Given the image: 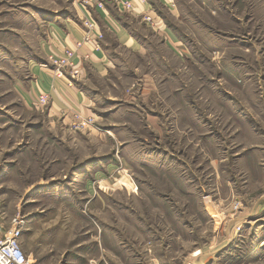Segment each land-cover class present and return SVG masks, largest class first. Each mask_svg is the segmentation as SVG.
I'll return each instance as SVG.
<instances>
[{
    "label": "rangeland",
    "instance_id": "374dc122",
    "mask_svg": "<svg viewBox=\"0 0 264 264\" xmlns=\"http://www.w3.org/2000/svg\"><path fill=\"white\" fill-rule=\"evenodd\" d=\"M150 1L162 29L120 15L143 53L101 32L113 63L72 130L15 85L76 0H0V213L32 264H264V0Z\"/></svg>",
    "mask_w": 264,
    "mask_h": 264
},
{
    "label": "crops",
    "instance_id": "0c3cea01",
    "mask_svg": "<svg viewBox=\"0 0 264 264\" xmlns=\"http://www.w3.org/2000/svg\"><path fill=\"white\" fill-rule=\"evenodd\" d=\"M158 1L168 7L170 13L175 14L177 6L174 3L172 4L169 0ZM133 2L135 10L123 11L113 0H90L88 3L76 0L77 12L75 16L63 22L51 21L49 23L46 30V40L41 44L42 55L46 59L49 53L61 54L66 47L74 48L77 42L85 39L86 27L83 23L85 18L95 21L97 30L93 35V40H85L80 48H76L74 61L81 70L79 79L74 81L67 75H56L54 66L50 63L39 64L34 62L29 66L30 76L27 82L16 83L15 90L20 96L18 99L19 108L23 110L24 114H28V120L31 123H37L39 112L42 114L43 120L52 126L57 125L60 121L66 124L77 112L87 116L95 114L94 76L104 77L111 68V63H113L107 41L97 37L98 34H105V28H110L109 30L114 33V38L120 44L130 47L135 53H143L145 46L142 42L144 40L130 33L129 25H126L120 15H132L137 20L141 18L144 21L142 12H151L158 21L159 28L162 29L164 26L162 21L164 19L158 13L161 11H157V6L152 1L133 0ZM140 23L142 22L140 21ZM159 33L161 34V32ZM165 33L167 37H173L172 34ZM172 41H174V37ZM97 44H99L98 47H96ZM42 64H47V66H42ZM42 93L50 95V103L46 108H41L37 104V97ZM65 112L68 113L66 117L63 115ZM18 116L22 117L21 115ZM2 215L7 218L6 214Z\"/></svg>",
    "mask_w": 264,
    "mask_h": 264
},
{
    "label": "built area",
    "instance_id": "2783aa9c",
    "mask_svg": "<svg viewBox=\"0 0 264 264\" xmlns=\"http://www.w3.org/2000/svg\"><path fill=\"white\" fill-rule=\"evenodd\" d=\"M84 3L90 2V0H82ZM114 3L125 11L135 10V4L133 0H113ZM146 2V0H141ZM143 20L150 22L153 26L159 27L158 21L150 12H142ZM84 26L86 27L85 39L76 43V47H66L61 54L51 52L47 56V63L54 66L56 75H70L71 77L81 76V70L78 68V64L75 63L74 58L76 56L77 49L83 45L85 40H93V35L97 30V24L90 18H85ZM97 37H101L98 34ZM99 44L96 45L98 47ZM77 48V49H76ZM88 57V55H87ZM47 66V64H42ZM50 103V95L46 93L39 94L37 97V104L41 108H46ZM68 113L63 115L66 117ZM95 118L91 115H83L81 112L74 113L69 121V127L72 130H86L93 126ZM25 220L18 214L10 221V225L5 223L4 218L0 213V264H32L29 256L24 251L22 245V235Z\"/></svg>",
    "mask_w": 264,
    "mask_h": 264
}]
</instances>
